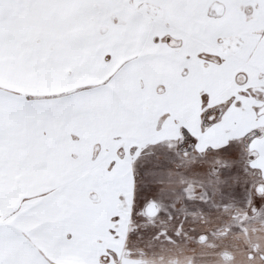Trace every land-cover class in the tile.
<instances>
[{
    "label": "snow or ice",
    "instance_id": "obj_1",
    "mask_svg": "<svg viewBox=\"0 0 264 264\" xmlns=\"http://www.w3.org/2000/svg\"><path fill=\"white\" fill-rule=\"evenodd\" d=\"M240 143L264 144V0H0V264H122L175 219L178 151Z\"/></svg>",
    "mask_w": 264,
    "mask_h": 264
},
{
    "label": "rangeland",
    "instance_id": "obj_2",
    "mask_svg": "<svg viewBox=\"0 0 264 264\" xmlns=\"http://www.w3.org/2000/svg\"><path fill=\"white\" fill-rule=\"evenodd\" d=\"M235 148L203 156L178 151L172 180L164 176L155 185L156 200L167 201L175 219L157 215L151 228L129 241L122 264H144L140 252L151 264H264L258 256L264 254V144L254 154L243 143ZM223 176L227 194L206 182ZM184 184L192 185L194 199L185 196ZM205 189L207 199H201Z\"/></svg>",
    "mask_w": 264,
    "mask_h": 264
},
{
    "label": "flooded vegetation",
    "instance_id": "obj_3",
    "mask_svg": "<svg viewBox=\"0 0 264 264\" xmlns=\"http://www.w3.org/2000/svg\"><path fill=\"white\" fill-rule=\"evenodd\" d=\"M203 155H204V154L202 153V156H203ZM191 190H192V185H188V186H187V189H186L187 193L184 192V194H185L186 197L194 199L195 196L192 195L193 192H192ZM200 192H201V196H203L201 199H204V193H205V192H204L203 190L200 191ZM202 192H203V193H202ZM196 198L200 199L199 197H196ZM156 204H157V205H160L159 201L156 200ZM255 245H256V243H255ZM140 253H142L140 259H143L144 263L146 264L147 261L144 260V258H146L145 256H147V255L143 254V252H140ZM144 255H145V256H144ZM258 256H259L261 259L264 260V254H262V252H259Z\"/></svg>",
    "mask_w": 264,
    "mask_h": 264
},
{
    "label": "crops",
    "instance_id": "obj_4",
    "mask_svg": "<svg viewBox=\"0 0 264 264\" xmlns=\"http://www.w3.org/2000/svg\"><path fill=\"white\" fill-rule=\"evenodd\" d=\"M254 243H256V245H260V243H258L257 244V241H254ZM144 260H146L147 261V263L146 264H151V260H149V259H147V258H144ZM145 264V263H144Z\"/></svg>",
    "mask_w": 264,
    "mask_h": 264
},
{
    "label": "trees",
    "instance_id": "obj_5",
    "mask_svg": "<svg viewBox=\"0 0 264 264\" xmlns=\"http://www.w3.org/2000/svg\"><path fill=\"white\" fill-rule=\"evenodd\" d=\"M200 155L202 156V154H200ZM187 186H188L187 184H186V185L184 184V185L181 187V190L183 191V193H184L185 190L187 189Z\"/></svg>",
    "mask_w": 264,
    "mask_h": 264
}]
</instances>
